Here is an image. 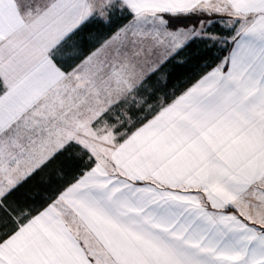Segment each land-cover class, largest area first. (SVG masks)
<instances>
[{
    "label": "snow or ice",
    "instance_id": "snow-or-ice-1",
    "mask_svg": "<svg viewBox=\"0 0 264 264\" xmlns=\"http://www.w3.org/2000/svg\"><path fill=\"white\" fill-rule=\"evenodd\" d=\"M0 264H264V0H0Z\"/></svg>",
    "mask_w": 264,
    "mask_h": 264
}]
</instances>
